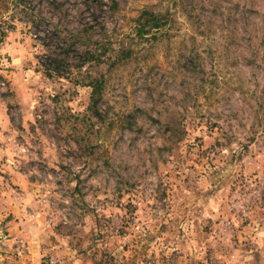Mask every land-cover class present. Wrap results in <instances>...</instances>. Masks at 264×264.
Wrapping results in <instances>:
<instances>
[{
    "label": "rangeland",
    "instance_id": "rangeland-1",
    "mask_svg": "<svg viewBox=\"0 0 264 264\" xmlns=\"http://www.w3.org/2000/svg\"><path fill=\"white\" fill-rule=\"evenodd\" d=\"M0 264H264V0H0Z\"/></svg>",
    "mask_w": 264,
    "mask_h": 264
},
{
    "label": "trees",
    "instance_id": "trees-1",
    "mask_svg": "<svg viewBox=\"0 0 264 264\" xmlns=\"http://www.w3.org/2000/svg\"><path fill=\"white\" fill-rule=\"evenodd\" d=\"M118 9V3L114 2L113 11ZM147 17L146 23L141 24L138 28V33L140 37H144V35H147L151 33L152 30H159L163 27V25L160 23V18L156 16L155 14H152L150 12H143L142 17ZM149 27V28H148ZM89 55H92L90 57ZM104 53L102 52L101 48H97V50L91 51V52H85L84 56V62H95V63H103ZM43 70L45 71L46 75L48 77H51L52 75H60L59 73V66L56 64V66L48 68L47 66L44 67ZM66 73V72H65ZM66 75V74H65ZM92 88V106L93 108H97L98 103L102 97V90H103V79H95L92 82H89L87 85Z\"/></svg>",
    "mask_w": 264,
    "mask_h": 264
}]
</instances>
